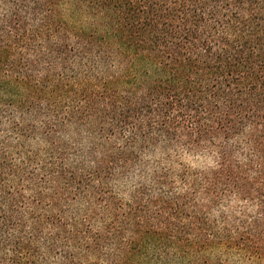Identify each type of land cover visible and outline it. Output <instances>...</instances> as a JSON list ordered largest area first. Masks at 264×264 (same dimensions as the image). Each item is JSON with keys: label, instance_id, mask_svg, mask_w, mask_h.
Wrapping results in <instances>:
<instances>
[{"label": "trees", "instance_id": "1", "mask_svg": "<svg viewBox=\"0 0 264 264\" xmlns=\"http://www.w3.org/2000/svg\"><path fill=\"white\" fill-rule=\"evenodd\" d=\"M0 264H264V0H0Z\"/></svg>", "mask_w": 264, "mask_h": 264}]
</instances>
